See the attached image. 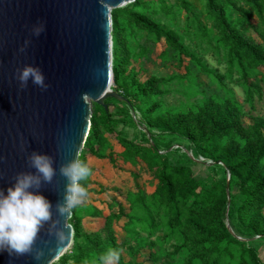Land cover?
<instances>
[{"label":"trees","instance_id":"obj_1","mask_svg":"<svg viewBox=\"0 0 264 264\" xmlns=\"http://www.w3.org/2000/svg\"><path fill=\"white\" fill-rule=\"evenodd\" d=\"M170 1L137 0L112 11L113 89L128 102L108 99L118 103L116 114L108 100L107 109L97 106L80 158L104 161L130 179L127 186L97 190L89 178V198L70 219L73 254L60 264H94L109 248L120 250L117 264H264V119L249 117L233 88L243 89L251 108L263 96L264 0ZM182 11L183 33L158 20L176 21ZM152 47L161 49L157 56ZM144 61L173 69L159 77L145 70ZM174 83L186 101L168 105L163 99L174 93ZM130 124L142 130L145 145L118 130ZM167 136L204 161L194 162L187 152L175 159L180 147L159 141ZM201 167L209 171L205 180L195 173ZM96 195L110 199L106 208L89 202ZM100 220L102 227L86 230L85 221Z\"/></svg>","mask_w":264,"mask_h":264},{"label":"water","instance_id":"obj_2","mask_svg":"<svg viewBox=\"0 0 264 264\" xmlns=\"http://www.w3.org/2000/svg\"><path fill=\"white\" fill-rule=\"evenodd\" d=\"M136 1L0 0V188L13 184L17 173L34 171L27 159L33 150L52 155L57 174L41 191L52 201L53 220L59 218L55 205L62 202L67 182L59 174V166L80 156L89 135V100L106 109L105 102L111 98L128 102L113 89L112 11ZM41 21L45 31L35 36L31 28ZM26 40L30 44L21 52ZM27 64L42 69L49 85L46 90L31 81L26 88L19 87L16 70ZM186 152L194 162L202 161ZM229 182L230 175L228 186ZM59 219L62 226L64 218ZM47 228L48 224L35 245L46 250L39 264L50 259L54 264L73 244L72 226L67 247L54 258L48 255L44 241L53 238L47 235ZM227 228L235 235L229 220ZM0 264L38 262L31 254L9 256L4 251Z\"/></svg>","mask_w":264,"mask_h":264},{"label":"clouds","instance_id":"obj_3","mask_svg":"<svg viewBox=\"0 0 264 264\" xmlns=\"http://www.w3.org/2000/svg\"><path fill=\"white\" fill-rule=\"evenodd\" d=\"M45 31V23L39 22L32 26L31 32L39 36ZM30 44L26 40L20 48L23 52ZM19 87L24 89L29 81L46 90L49 85L42 69L37 65L27 64L16 70ZM34 171L19 172L14 183L6 189L0 188V252L6 251L9 256L31 254L35 261L45 259L44 247H35L40 233L45 229L53 239L45 240L47 254L55 256L63 251L72 239L73 230L69 224L73 211L89 198L87 182L93 175L89 164L77 155L74 159L59 166V174L66 179L62 202L55 205L59 218L53 220V204L41 191L45 184H51L57 174L54 157L48 153L33 150L27 157ZM50 222V223H49ZM120 250L109 248L101 253L94 264H117ZM51 264V259L47 261Z\"/></svg>","mask_w":264,"mask_h":264},{"label":"rangeland","instance_id":"obj_4","mask_svg":"<svg viewBox=\"0 0 264 264\" xmlns=\"http://www.w3.org/2000/svg\"><path fill=\"white\" fill-rule=\"evenodd\" d=\"M175 2H176V0H171L170 4L175 3ZM158 20L160 22H162L164 25H168L170 28H176V29L179 28L180 32L183 33L185 25H186V13L183 11L181 13H179L176 21H172L171 19L165 17L164 15H160ZM141 43L143 44L144 40ZM132 44L135 45L136 40H132ZM149 45L151 46V43ZM195 46H196V43L193 42L192 47H195ZM160 50L161 49L159 47L157 48V50L155 47H152L151 56H157V54H158V52H160ZM205 58L209 62L210 65L224 71L223 67L218 65V62L214 57H212L211 55H207ZM157 63L158 64H155L152 62L149 63L148 61H144L143 65H144L145 70L148 73L157 75L159 77L167 76L170 73V71L173 69L171 64L163 65V64H159V62H157ZM201 81L205 82L207 84V86H210L209 80L206 77L202 76ZM233 88L236 92L238 100L245 106V111L250 114L249 117H259V118L264 119V93H263V96L261 98L256 97L254 107L251 108V106L245 102V95H244L243 89L240 87H236V86H233ZM177 89L180 91L182 90V88H180L177 85V83H174V89H173L174 93L170 94L169 96L164 97V99H163V101L166 104H168V105H179L183 101H186V98L181 93H178L175 91ZM108 103L110 104L109 105L110 112L112 114H116L118 112V103L116 101H110V100H108ZM89 104H90V112H91V119L90 120H92V117L96 114V112L98 110L97 109L98 104L92 100H89ZM131 116L133 118L132 112H131ZM245 121L248 124L252 123V120L248 119V118H245ZM118 130H122L125 135L134 139L138 144H140V145L146 144L145 137H144V135H142V130L140 128L139 129H137L136 127L133 128V126L130 124V125L125 126V127L123 125H119ZM144 131H146V130H144ZM159 141L162 145H167V144L171 145L173 147V149H175V150H177L176 148L180 147V149H178L179 151L174 154V158L175 159H182V158L184 159L185 158L184 154H187V153H186L185 143L182 140H180L176 137L167 136L164 138H160ZM113 145H114L115 149H117L119 151L123 150V148L120 147V145L116 141H113ZM88 163L92 168H94L93 175L91 176V178H92V182H93V184L97 190H99L102 186H109L111 184L127 186V183L130 179V173L129 172H127V171H122V172L114 171L104 161H100V160L92 158V157L88 159ZM195 173L197 174V178H199V180H202V179L205 180L209 171H207L206 168L201 167V169L200 168L195 169ZM146 186H147V190L149 192H153L155 189V187H153V185H150L149 183H147ZM110 194H111V197L115 196L113 193H110ZM98 198H100V197H98V195H96L89 202H94V203L100 205L101 207L106 208L105 204H107V201L110 199L104 198L102 196L103 201H101ZM69 223H70V220H69ZM102 224H103V220L96 221V222L94 221L91 223H90V221H85L84 226H85L87 231L91 232L93 230H97L100 227H102L103 226ZM234 226L236 228H238L237 221L234 222ZM72 254L73 253H72V246H71V248L65 253V255L71 256ZM261 257L264 260V245H263V247H261ZM139 260L144 261L143 257H141ZM54 264H60V260L56 261Z\"/></svg>","mask_w":264,"mask_h":264},{"label":"built area","instance_id":"obj_5","mask_svg":"<svg viewBox=\"0 0 264 264\" xmlns=\"http://www.w3.org/2000/svg\"><path fill=\"white\" fill-rule=\"evenodd\" d=\"M132 114H133V118L135 119V120H137L138 119V117L132 112ZM202 161H204V159H201ZM209 163H211V162H209ZM72 216H73V214H72ZM72 216H71V218H72ZM257 238H259V237H257Z\"/></svg>","mask_w":264,"mask_h":264}]
</instances>
